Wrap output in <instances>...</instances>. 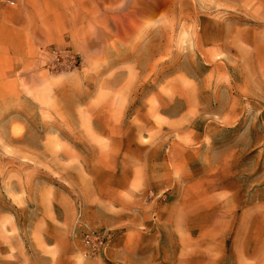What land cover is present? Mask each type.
I'll list each match as a JSON object with an SVG mask.
<instances>
[{
  "label": "rangeland",
  "instance_id": "obj_1",
  "mask_svg": "<svg viewBox=\"0 0 264 264\" xmlns=\"http://www.w3.org/2000/svg\"><path fill=\"white\" fill-rule=\"evenodd\" d=\"M263 55L264 0H0V264H264Z\"/></svg>",
  "mask_w": 264,
  "mask_h": 264
},
{
  "label": "crops",
  "instance_id": "obj_2",
  "mask_svg": "<svg viewBox=\"0 0 264 264\" xmlns=\"http://www.w3.org/2000/svg\"><path fill=\"white\" fill-rule=\"evenodd\" d=\"M129 244L130 242L126 237L119 239L117 250H108V255L104 245L100 255L89 260L87 264H157V242L150 241L147 243L145 241L142 243L137 241L132 244V247Z\"/></svg>",
  "mask_w": 264,
  "mask_h": 264
},
{
  "label": "built area",
  "instance_id": "obj_3",
  "mask_svg": "<svg viewBox=\"0 0 264 264\" xmlns=\"http://www.w3.org/2000/svg\"><path fill=\"white\" fill-rule=\"evenodd\" d=\"M53 53H55L54 50H53ZM85 238H86L85 241L87 244L94 245L95 239L99 238V236L97 234H95V232H87L85 235Z\"/></svg>",
  "mask_w": 264,
  "mask_h": 264
}]
</instances>
